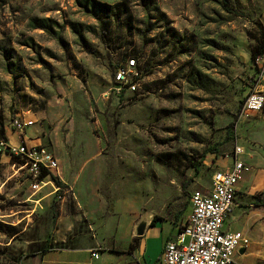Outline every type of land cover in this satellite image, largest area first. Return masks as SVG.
I'll list each match as a JSON object with an SVG mask.
<instances>
[{"label":"rangeland","instance_id":"rangeland-1","mask_svg":"<svg viewBox=\"0 0 264 264\" xmlns=\"http://www.w3.org/2000/svg\"><path fill=\"white\" fill-rule=\"evenodd\" d=\"M152 3L0 0V124L8 137L15 115L31 118L27 142L59 164L57 184L38 182L0 155V264L84 236L109 248L153 218L173 228L234 134L264 140V107L239 117L264 0ZM129 58L142 80L118 96L112 76Z\"/></svg>","mask_w":264,"mask_h":264},{"label":"built area","instance_id":"built-area-1","mask_svg":"<svg viewBox=\"0 0 264 264\" xmlns=\"http://www.w3.org/2000/svg\"><path fill=\"white\" fill-rule=\"evenodd\" d=\"M255 66L256 72L243 99L239 117L258 113L264 107V54L256 58ZM141 80L142 71L134 59H125L113 73L111 89L118 96L133 95L138 92ZM33 123L25 115H15L9 121L8 129L16 142L10 143L7 138L0 137V155L18 160L21 168L31 173L34 180L41 182L50 178L54 182L58 159L45 147L30 144L25 138V131ZM234 139H237L236 134ZM241 151V147L234 144L231 165L214 171L209 187L190 193L188 215L174 238L164 243L161 264H232L236 251L248 245L249 239L243 233L223 229L234 206L235 186L247 169L236 158ZM41 171L47 172L42 179L39 178ZM91 255L97 258V251L92 250Z\"/></svg>","mask_w":264,"mask_h":264},{"label":"crops","instance_id":"crops-1","mask_svg":"<svg viewBox=\"0 0 264 264\" xmlns=\"http://www.w3.org/2000/svg\"><path fill=\"white\" fill-rule=\"evenodd\" d=\"M6 138L10 143L16 142L14 135ZM234 144L241 147L236 158L247 169L235 186L234 206L223 229L241 232L249 239L242 254L236 251L232 264H264V140L251 133L246 140L235 139ZM233 157L231 152L229 156L216 159L214 171L229 167ZM185 219L173 228L158 221L151 225L149 221L139 237L135 235V229L132 235L124 232V228L119 229L114 246L109 248L100 247L97 240L86 236L72 239L68 246L50 248L33 260L28 259L25 264H161L164 243L174 238ZM94 249H97V258L91 255Z\"/></svg>","mask_w":264,"mask_h":264},{"label":"trees","instance_id":"trees-1","mask_svg":"<svg viewBox=\"0 0 264 264\" xmlns=\"http://www.w3.org/2000/svg\"><path fill=\"white\" fill-rule=\"evenodd\" d=\"M141 3H142V8H148L150 6H152V0H139ZM162 17H163V14L162 13H159ZM264 54V41H261V40H258L257 43H256V46L254 47L252 53H251V59L252 61H255L257 57L259 56H262ZM131 59V58H129ZM0 137L2 138H6L5 134H4V128H2V125L0 124ZM210 153H213L211 151H208ZM47 175V172L46 171H41L40 173V179L44 178L45 176ZM53 180L54 182L57 184L58 182V179L57 177H53ZM263 202H264V198H263ZM158 219L156 218H153L150 222L151 225H153L155 222H157ZM46 246H47V243H46ZM48 250V248H44V250L42 252H46Z\"/></svg>","mask_w":264,"mask_h":264},{"label":"water","instance_id":"water-1","mask_svg":"<svg viewBox=\"0 0 264 264\" xmlns=\"http://www.w3.org/2000/svg\"><path fill=\"white\" fill-rule=\"evenodd\" d=\"M145 226H146V224H145V222H140L137 226H136V228H135V235L136 236H142V234H143V232H144V229H145ZM243 247H240L239 249H238V253H243Z\"/></svg>","mask_w":264,"mask_h":264}]
</instances>
